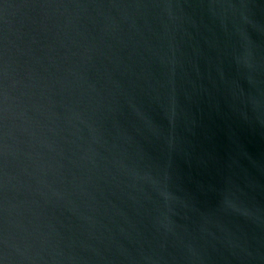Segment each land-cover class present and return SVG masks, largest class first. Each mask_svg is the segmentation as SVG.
I'll return each instance as SVG.
<instances>
[{"label":"water","instance_id":"water-1","mask_svg":"<svg viewBox=\"0 0 264 264\" xmlns=\"http://www.w3.org/2000/svg\"><path fill=\"white\" fill-rule=\"evenodd\" d=\"M0 264H264V0H0Z\"/></svg>","mask_w":264,"mask_h":264}]
</instances>
